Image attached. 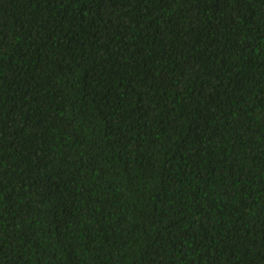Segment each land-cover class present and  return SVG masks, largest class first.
I'll list each match as a JSON object with an SVG mask.
<instances>
[{
  "label": "trees",
  "instance_id": "obj_1",
  "mask_svg": "<svg viewBox=\"0 0 264 264\" xmlns=\"http://www.w3.org/2000/svg\"><path fill=\"white\" fill-rule=\"evenodd\" d=\"M0 264H264V0H0Z\"/></svg>",
  "mask_w": 264,
  "mask_h": 264
}]
</instances>
